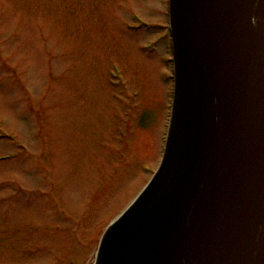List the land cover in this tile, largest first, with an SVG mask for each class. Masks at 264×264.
<instances>
[{
	"label": "rangeland",
	"instance_id": "1",
	"mask_svg": "<svg viewBox=\"0 0 264 264\" xmlns=\"http://www.w3.org/2000/svg\"><path fill=\"white\" fill-rule=\"evenodd\" d=\"M164 9L0 0V264H91L149 181L170 84Z\"/></svg>",
	"mask_w": 264,
	"mask_h": 264
},
{
	"label": "water",
	"instance_id": "2",
	"mask_svg": "<svg viewBox=\"0 0 264 264\" xmlns=\"http://www.w3.org/2000/svg\"><path fill=\"white\" fill-rule=\"evenodd\" d=\"M163 163L93 264H264V0H170Z\"/></svg>",
	"mask_w": 264,
	"mask_h": 264
}]
</instances>
